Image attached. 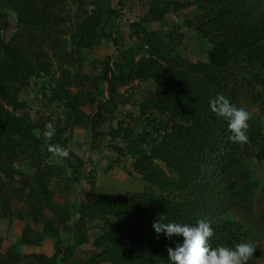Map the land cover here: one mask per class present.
<instances>
[{"label": "rangeland", "instance_id": "obj_1", "mask_svg": "<svg viewBox=\"0 0 264 264\" xmlns=\"http://www.w3.org/2000/svg\"><path fill=\"white\" fill-rule=\"evenodd\" d=\"M2 1L0 38L5 44L14 40L17 54L28 61L25 74L36 71L27 76L14 108L10 109L31 121L38 142L21 144L13 137H0V158L5 160H0V264H92L91 258L96 259V264H111L96 258L102 249L96 247L104 232L113 231L110 226L115 219L111 215L92 218L97 216L93 206L116 193L141 194L146 189L156 194L160 192L133 169L132 163L138 154L121 155L118 151H124L143 130L149 132L147 139L156 144L159 135L154 128L159 127L151 123V118L157 115V107L162 102L169 101L168 90L174 84L171 78L179 80L178 90L184 92L192 87L202 88V84L193 85L192 80L197 69L208 64V40L203 35L211 36L215 44L223 42L230 51L234 37L217 12L224 11L229 20L240 6L232 0H223L224 5L219 10L214 0H29V13L25 15V22H21L13 3ZM241 1H247L252 8L257 6L256 10L264 9V0ZM140 21L147 31L174 32L179 36L175 44H156L168 55L166 60L157 59L152 53L149 55L148 46L133 34L138 32L135 25ZM241 26L237 21L234 33L238 40L242 38L239 34L242 31L245 32L243 37L253 34ZM199 27L202 28L200 34L196 29ZM215 27L220 33L209 34ZM142 28L139 32L144 30ZM107 57L111 59L112 70H115V60L127 68L130 75L136 65L149 64L147 61L152 59L158 66L173 67L175 74L170 79L154 77L148 80L137 76L125 84L113 86L110 96L109 87L99 78ZM226 66L223 70L212 68L207 74L220 80L226 76L224 82L229 84L233 97L229 101L249 111L252 127L260 126L256 130L264 134V91L252 90L247 82L243 84L246 76L240 73L242 68L236 62ZM213 79L206 77L205 89ZM68 93L81 98L72 118L83 115L89 120L100 121L96 130L89 128L90 124L79 126L66 119L71 113L64 98ZM255 93L260 95L254 100L251 94ZM57 96L63 98L64 104ZM99 102L109 104L106 112H100V119L96 115ZM41 122L45 124L44 130L47 124H53L60 143L53 138L47 143L67 148V158L54 157L48 152L41 136ZM119 127L120 135L111 138V129ZM237 147L238 160L247 162L245 144H237ZM149 148L150 144L141 146L143 153ZM10 151L15 156H10ZM250 163L249 178L255 175L259 181L257 192L261 193L257 214L228 210L224 216L227 230L221 232L224 236H228L227 232L234 235L237 244H254L256 251L249 264H264V224L260 222L258 211L264 205V168L255 159ZM162 170L173 184L174 173L164 166ZM247 178L243 177L242 182ZM241 186V192L253 190L247 182ZM168 190L164 194L167 201L186 197L185 191L174 189L173 185ZM122 240L126 253L139 248L133 239L130 244L128 238ZM178 243H183V237ZM126 253L124 260L129 258ZM165 259L169 261L168 252H165Z\"/></svg>", "mask_w": 264, "mask_h": 264}, {"label": "trees", "instance_id": "obj_2", "mask_svg": "<svg viewBox=\"0 0 264 264\" xmlns=\"http://www.w3.org/2000/svg\"><path fill=\"white\" fill-rule=\"evenodd\" d=\"M5 1L13 3L20 21L25 22V15L29 13V0ZM235 1L232 0V3L240 8L234 10L235 15L231 19L227 20L223 14L224 11L217 12L220 21L227 24L234 37L230 51L226 50L223 42L215 44L211 36L206 37L205 33L203 35L208 40L209 46L206 49L208 66L204 65L202 69H197V74L192 80L193 85L202 84V88L192 87L185 92L178 90L179 80L171 78L175 74V69L158 66L154 59L148 60L149 64L134 66V73L130 75L129 72L127 74V68L115 60V70H112L110 57L105 58L102 75L99 78L103 84L106 83L109 87L110 96L114 92L115 87L113 86L119 85V83L125 84L137 76H143L148 80L154 77H167L171 78L174 84L168 90L169 101L162 102L157 107V115L151 118V123L159 127L154 128L159 135L156 144L147 139L149 132L143 130L124 151L121 149L118 151L121 155L138 154L139 157H136L132 163L133 169L142 178L144 177V180L149 181L150 186L154 184L160 192L156 194L152 190L146 189L141 194L116 193L113 197L97 202L93 206L97 216L92 212V216H95L92 218L111 215L115 219L114 225L110 224L112 225L110 229L113 231L104 232L102 238L97 241L96 249H102L96 258L111 264H158L159 261L162 264H170V261L167 262L165 259V252H168L169 247H176L182 236H173L168 239L166 234H160L157 239L153 223L159 222L161 216H163L162 222H176L193 226L200 220L209 222L214 233L209 241L211 246L213 248L217 246L234 247L237 244L235 236L229 235V232H227L228 236H224V233L221 232L227 230L225 213L228 210H233L246 215L257 214L256 206L261 204V193L257 192L259 181L255 175L252 176L253 178H249L251 173L249 166L252 165L251 159L252 161L255 159V162L264 168V134L260 130L259 132L256 130L257 125L252 127L253 118L250 119L248 122L250 126L246 133L249 143H246L244 147L247 162H241L238 157L237 143L229 140L231 133L228 130V122L213 113L210 107V100L217 95L222 94L230 100L231 91L226 80L224 82L226 76H222L220 80L207 73L212 68L226 69V65L230 62H236L241 66L240 73L246 76L243 79V84L247 82L252 90L260 88V91H264V9L256 10L257 6L254 5L252 8L247 1ZM2 2L0 0V4ZM214 5L219 10L224 5V1L214 0ZM237 21L242 24L241 28L253 31V34L243 37L245 32L242 31L239 33L242 38L238 40L234 33ZM202 24L203 22L200 23V27ZM219 25L223 27L222 24L219 23ZM135 26L138 27V32L134 31L133 34L148 46L149 55L152 53L151 55L157 59L166 60L168 55L163 53V50L156 44L164 43L168 46L175 44L177 35L174 32L161 34L155 30L147 31L148 29L142 28L141 21ZM140 27L144 29L142 32L146 33L145 36L139 32ZM196 29L200 34L202 28ZM214 32L220 33L218 27L211 29L209 34ZM177 37L179 38V36ZM115 43L117 42L115 41ZM16 51L13 39L5 44L0 38V137H13L21 144L28 141L35 143L38 140L34 136L31 121L15 114L10 109L14 108L17 95L24 87L23 82L27 76L36 74L35 70L26 71L25 74L24 70L28 61L22 60ZM168 53L172 54V51L168 50ZM242 63L244 64L242 65ZM207 76L214 78L210 86L206 87L214 95L204 87ZM258 95L260 94H251V97H254L255 100ZM57 98L63 103L62 97L57 96ZM64 98H66V107L71 109V113L67 114L66 119H71L74 124L79 126L87 127L90 124L89 128L96 130L100 121L89 120V117L86 118L83 115L72 118L73 111H76L75 105L81 102L79 101L81 100L80 96L68 93V95H64ZM232 99L233 97H231ZM108 106V103H98V113L96 114L98 119H100V112H106ZM44 125L41 122L40 128L43 129L41 136H43ZM160 129L162 130L160 131ZM120 133V127L111 129V138H117ZM52 138L59 141L57 131ZM147 144H150L151 148L144 149L143 153L141 146ZM9 155L15 156L13 151H10ZM9 159L14 160L13 157ZM0 160L5 162L2 158ZM162 166L174 173L175 182L173 184L171 180L167 179L168 176L163 172ZM4 170L8 172L10 169ZM243 177L248 178L242 182ZM244 182L253 188L251 193L244 189L242 192L240 191ZM172 185L174 189L185 191L186 197L181 200L178 198V201L173 199L167 201L164 194L169 192L168 189ZM258 211L260 212V222L264 224V205L263 209ZM158 215L157 220H153ZM122 238H128V244L133 239V243H136L139 248L131 249V253H126ZM125 253L129 256L128 260H124ZM43 262L41 261V263ZM91 263L96 264V259L91 258Z\"/></svg>", "mask_w": 264, "mask_h": 264}, {"label": "clouds", "instance_id": "obj_3", "mask_svg": "<svg viewBox=\"0 0 264 264\" xmlns=\"http://www.w3.org/2000/svg\"><path fill=\"white\" fill-rule=\"evenodd\" d=\"M211 111L218 117L228 122V130L231 133L229 140L237 144L249 143L246 134L249 128L251 113L244 108H237L224 95H217L210 101ZM55 134L53 124L45 126L43 137L45 147L54 157L61 159L69 156V150L60 145L47 143ZM153 223V229L157 234H166L168 239L173 236H182L183 243L177 244L175 249L169 247L168 258L170 264H249L256 248L250 242H242L234 247L217 246L213 248L209 241L213 237L212 225L204 220L198 221L195 226L176 222Z\"/></svg>", "mask_w": 264, "mask_h": 264}]
</instances>
